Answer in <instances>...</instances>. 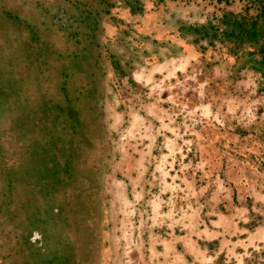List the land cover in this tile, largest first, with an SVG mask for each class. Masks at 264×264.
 <instances>
[{
  "label": "rangeland",
  "instance_id": "1",
  "mask_svg": "<svg viewBox=\"0 0 264 264\" xmlns=\"http://www.w3.org/2000/svg\"><path fill=\"white\" fill-rule=\"evenodd\" d=\"M0 264H264V0H0Z\"/></svg>",
  "mask_w": 264,
  "mask_h": 264
}]
</instances>
